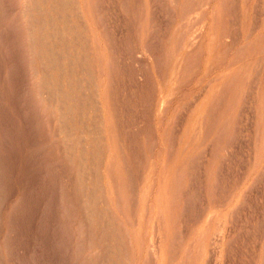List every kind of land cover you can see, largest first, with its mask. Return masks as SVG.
Returning <instances> with one entry per match:
<instances>
[{
  "label": "rangeland",
  "instance_id": "1",
  "mask_svg": "<svg viewBox=\"0 0 264 264\" xmlns=\"http://www.w3.org/2000/svg\"><path fill=\"white\" fill-rule=\"evenodd\" d=\"M0 264H264V0H0Z\"/></svg>",
  "mask_w": 264,
  "mask_h": 264
},
{
  "label": "bare ground",
  "instance_id": "2",
  "mask_svg": "<svg viewBox=\"0 0 264 264\" xmlns=\"http://www.w3.org/2000/svg\"><path fill=\"white\" fill-rule=\"evenodd\" d=\"M74 1V0H73ZM91 1V0H90ZM6 2V1H5ZM21 2V1H20ZM205 2V1H204ZM159 3V2H158ZM166 3H167V1H166ZM18 4V3H17ZM40 6V5H39ZM24 8V7H23ZM79 8V7H78ZM165 9V8H164ZM188 9V8H187ZM8 10V9H7ZM30 11V10H29ZM21 14V13H20ZM30 14V13H29ZM21 16V15H20ZM32 17V16H31ZM164 18V17H163ZM44 20V19H43ZM19 21H21V20H19ZM40 22V21H39ZM103 23V22H102ZM196 23V22H195ZM5 26V25H4ZM159 26V25H158ZM29 28V27H28ZM24 30V29H23ZM2 31V30H1ZM31 33V32H30ZM251 34V33H250ZM186 35V34H185ZM32 36V35H31ZM54 36V35H53ZM74 38V37H73ZM152 38V37H151ZM30 39V38H29ZM90 39V38H89ZM53 40V39H52ZM161 40V39H160ZM31 41H33V40H31ZM91 41V40H90ZM26 46V45H25ZM34 46V45H33ZM145 47V46H144ZM29 48V47H28ZM75 50V49H74ZM117 51V50H116ZM46 53V52H45ZM145 54V53H144ZM17 55V54H16ZM71 55V54H70ZM83 56V55H82ZM60 57V56H59ZM159 59V58H158ZM239 59V58H238ZM101 62V61H100ZM160 66V65H159ZM166 69V68H165ZM38 71V70H37ZM36 71V72H37ZM39 72V71H38ZM113 72V71H112ZM159 76V75H158ZM164 76V75H163ZM71 78V77H70ZM40 84V83H39ZM70 84H72V83H70ZM209 84H210V82H209ZM42 85V84H41ZM37 86V85H36ZM90 88V87H89ZM39 89V88H38ZM38 91H40V90H38ZM85 92V91H84ZM41 93V92H40ZM11 95V94H10ZM75 96V95H74ZM11 97V96H10ZM66 98V97H65ZM34 104V103H33ZM187 107V106H186ZM162 111V110H161ZM37 114V113H36ZM51 114V113H50ZM100 115V114H99ZM23 116V115H22ZM55 118V117H54ZM120 120V119H119ZM33 122V121H32ZM84 123V122H83ZM121 127V126H120ZM91 134V133H90ZM67 135V134H66ZM133 149V148H132ZM79 165V164H78ZM56 166V165H55ZM201 166V165H200ZM85 168V167H84ZM28 184V183H27ZM27 208V207H26ZM75 210V209H74ZM91 216V215H90ZM89 217V216H88ZM91 219V218H90ZM17 224V223H16ZM81 224V223H80ZM107 234V233H106ZM97 237V236H96ZM118 249V248H117ZM217 249V248H216Z\"/></svg>",
  "mask_w": 264,
  "mask_h": 264
}]
</instances>
